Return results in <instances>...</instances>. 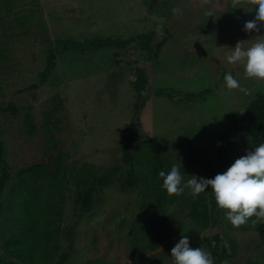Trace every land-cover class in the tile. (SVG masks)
Instances as JSON below:
<instances>
[{"label":"rangeland","instance_id":"rangeland-1","mask_svg":"<svg viewBox=\"0 0 264 264\" xmlns=\"http://www.w3.org/2000/svg\"><path fill=\"white\" fill-rule=\"evenodd\" d=\"M254 8L251 0H0V177L9 174L0 193V264H25L6 252L7 242L32 245L29 228L48 224L51 253L43 264H58L71 240L68 264H174L171 249L183 235L214 264H264L263 222L252 217L234 226L218 208L217 224L210 216L198 226L189 218L191 189L169 195L158 176L181 163L184 181L213 178L254 150L245 116L264 81L226 61L237 43L264 39V29L244 30ZM141 36L161 43L158 58L148 61ZM108 37L136 41L58 54L41 78L58 41ZM140 69L148 85L139 95ZM229 72L247 94L226 88ZM204 90L213 92L177 98ZM131 132L140 136L128 141L138 184L122 191L130 166L121 138ZM88 190L95 205L81 216L77 200ZM211 193H200L208 205Z\"/></svg>","mask_w":264,"mask_h":264},{"label":"clouds","instance_id":"clouds-1","mask_svg":"<svg viewBox=\"0 0 264 264\" xmlns=\"http://www.w3.org/2000/svg\"><path fill=\"white\" fill-rule=\"evenodd\" d=\"M235 3V0H233ZM254 3L255 17L246 21V32H259L264 29V0H251ZM173 11H177L173 9ZM209 17L211 12H205ZM226 56L228 64H242L246 78L264 81V39L242 48L241 43L230 48ZM227 89H236L247 94V88L229 72L224 75ZM173 164L169 171H159L161 187L169 195H180L185 187L191 189L195 197L209 190L214 195L219 209L227 210L225 216L234 226H240L249 218L255 217L264 222V143L254 147L251 152L237 158L226 171L217 173L213 178L191 176L184 181L179 168ZM174 264H214L209 252L201 247H192L187 235L181 236L171 249Z\"/></svg>","mask_w":264,"mask_h":264},{"label":"trees","instance_id":"trees-1","mask_svg":"<svg viewBox=\"0 0 264 264\" xmlns=\"http://www.w3.org/2000/svg\"><path fill=\"white\" fill-rule=\"evenodd\" d=\"M140 46L145 49V51H148L149 54L147 56L148 61L158 58L159 52L161 48V43L157 44L155 47L151 45L152 43V37H146L141 36L140 37ZM136 41V38H131L128 40H116L112 39L110 37L104 38V39H92V40H86L85 43L78 44L73 43L71 41L65 40V41H58L54 48L50 50L48 55V63L46 64V69L43 71L41 78L44 80L47 78V75L51 72L53 69V64L55 63L56 57L58 54L65 53L69 50H80V51H93V50H99L103 48H112V47H122L130 45ZM148 85V79L142 69L138 71V79L135 81V90L140 95V93L146 88ZM33 89H37V85L31 86ZM212 90H204L201 91L198 94H187L184 97L177 96V98H183L187 101H193L196 98H202L206 95L211 94ZM158 95L160 96H168L171 97L172 94L165 91L160 90L158 92ZM140 97V96H139ZM246 120V127L248 130V133L250 134L253 147L258 146L260 143H264V94L258 95L250 104L247 114L245 116ZM27 126L33 127V124L31 122V117L29 116L27 119ZM140 139V136L137 135L135 132L130 133L128 135H123L121 138V150L123 155V163L124 165L130 166V171L128 173V176L126 180L123 182L120 180L119 186L122 191H128L132 189L133 187L137 186L138 180L136 177V172L133 169V154H132V146L128 141H138ZM0 159L3 160V147L2 142L0 141ZM1 160V162H2ZM36 172L32 171L34 175H36V178H39L41 175V172H43V166L36 167ZM117 172V170H115ZM30 172V170L28 171ZM115 172V173H116ZM9 179V174L4 173L0 177V193L3 191L7 181ZM109 176L102 177L99 180V184H105L109 180ZM21 181V177H20ZM26 182V181H25ZM24 184V183H23ZM22 182H20L21 187H23ZM211 202L210 205L206 204L204 202V199L202 195L197 196H191V210L189 212V218L198 226L206 227L209 223L210 216L213 217V221L215 224L218 223V218L216 217L219 215L218 207L215 203L214 195L211 193ZM95 202L94 198L92 197L91 191H85L82 193L77 200V207L80 209L81 216L90 213L94 208ZM53 221V220H52ZM49 229L48 230H35V227L29 228L28 232L31 233V241H34V243L31 245H24V243L27 241H24L23 246L19 247V243L15 241H9L6 244V252L11 254L13 257L18 259L20 262H23L25 264H36L35 259L39 260L40 264L46 260L50 253V244L52 240V230L50 229V224H48ZM59 228V227H58ZM257 232L259 234V237L262 241H264V222L259 224L257 226ZM41 233V236L40 234ZM73 233L70 235V239L73 237ZM151 251H154L157 249L156 244L151 245ZM75 251V245L74 242L71 240L69 244L68 251L64 252L59 259L58 264H68V259L72 253Z\"/></svg>","mask_w":264,"mask_h":264},{"label":"water","instance_id":"water-1","mask_svg":"<svg viewBox=\"0 0 264 264\" xmlns=\"http://www.w3.org/2000/svg\"><path fill=\"white\" fill-rule=\"evenodd\" d=\"M228 149V145L226 146V150Z\"/></svg>","mask_w":264,"mask_h":264}]
</instances>
